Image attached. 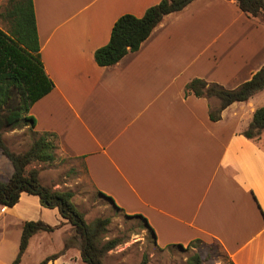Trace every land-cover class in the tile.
<instances>
[{"label": "crops", "instance_id": "0c3cea01", "mask_svg": "<svg viewBox=\"0 0 264 264\" xmlns=\"http://www.w3.org/2000/svg\"><path fill=\"white\" fill-rule=\"evenodd\" d=\"M158 1L33 0L41 61L54 84L30 107L34 131L55 133L56 159L79 160L98 195L146 219L157 247L215 242L233 264H264V147L257 143L264 130L256 140L242 134L261 92L214 121L209 112L219 100L185 90L193 78L225 88L249 80L264 65V25L235 0H193L165 15L138 50L99 66L94 51L107 44L116 19L140 17ZM251 23L261 34L258 51L222 49L247 37ZM54 169L41 170L40 182L62 189ZM24 194L13 207L0 206V229H21L34 209L47 212ZM70 229L33 235L22 260L32 250L42 254L38 263L60 251ZM48 264L84 262L72 247Z\"/></svg>", "mask_w": 264, "mask_h": 264}, {"label": "trees", "instance_id": "16d2710c", "mask_svg": "<svg viewBox=\"0 0 264 264\" xmlns=\"http://www.w3.org/2000/svg\"><path fill=\"white\" fill-rule=\"evenodd\" d=\"M193 0H160L149 6L137 17L126 13L114 22L107 44L94 51V60L99 66H112L124 55L138 50L162 18L185 8ZM239 9L248 17H264V0H235ZM9 28H0V152L11 163L12 174L0 181V206L13 207L22 193L37 196L42 206L56 208L61 217L58 224L51 225L43 220H25L21 225L18 250L10 264H20L30 238L41 232H53L64 224L71 226L70 235L64 240L63 248L44 257L38 264H48L67 249L76 247L84 264H107L106 254L121 243L115 237L105 239L109 218L98 217L91 222L85 220L72 198L73 191L54 189L41 184L39 173L44 166L56 159L57 136L53 132L34 131L35 119L29 114L34 102L52 90L54 84L46 75L40 56L33 0H7L0 12ZM187 93L198 97L219 100V106L209 112L211 120L220 119L221 112L234 102H245L264 90V65L252 77L229 89L215 82L193 78L185 87ZM27 127L32 135L28 148L15 152L6 144L3 133L7 129ZM264 130V106L255 108L252 119L242 134L256 140ZM100 196L116 208L113 199L103 193ZM139 219L154 240L155 234L145 218L140 215H125ZM198 242L192 241L191 243ZM189 243V244H191ZM183 249L180 244L170 245ZM228 264H233L227 258ZM140 264H147L144 255ZM187 264H202L199 253L192 254Z\"/></svg>", "mask_w": 264, "mask_h": 264}, {"label": "rangeland", "instance_id": "374dc122", "mask_svg": "<svg viewBox=\"0 0 264 264\" xmlns=\"http://www.w3.org/2000/svg\"><path fill=\"white\" fill-rule=\"evenodd\" d=\"M231 11L234 14V9H231ZM248 18L264 25V17L261 15ZM235 25H241V21H238ZM251 25L252 23L244 27L246 28L244 32H248L246 34L248 35L247 37L241 38L237 43L234 42L231 48L224 45L222 49L230 51H244L249 48L255 49L260 42L261 34L256 29L252 30ZM1 26L7 30L9 23L3 20ZM216 47L217 44L215 45ZM258 50L259 47L255 51ZM252 103L258 106H264V90L253 98ZM3 138L11 150L23 152L28 148L32 140V135L27 127L9 128L3 133ZM260 138L257 143L264 147V133ZM50 168H55L51 172L56 171L58 181L66 183L67 186L63 185L62 189L73 191L74 196L72 200L77 209L83 212L87 222H91L98 217L109 218L105 239L117 237L121 239V243L110 250L108 252L110 253L109 255H107L108 253L106 254L104 261L107 264H140L144 255L147 256V264H187V259L194 253H199L202 258V264H228L223 250L215 242L208 244L194 242L183 246V249L175 246L166 248L157 247L148 230L144 228L139 219L125 216L124 213L116 210L108 200L98 195L87 181L84 169L79 160L76 161L71 158L59 157L51 165L44 166L43 169ZM8 169L12 172V165L0 152V180H6L8 178ZM23 197L38 201L36 196L24 194ZM21 204L17 206L19 210L21 209ZM23 207L32 210L31 206L26 207L24 203ZM42 209H46L47 212H40L38 209L33 210V220H43L49 222V224L58 223L59 213L57 210H51L45 207ZM20 234L21 229L18 225L0 229V264H10L15 258ZM53 249L49 247L46 249V252H48L47 250L52 251ZM31 252L32 254L26 256L20 264L38 263V260L42 257L41 252H37L36 254H34V250Z\"/></svg>", "mask_w": 264, "mask_h": 264}]
</instances>
